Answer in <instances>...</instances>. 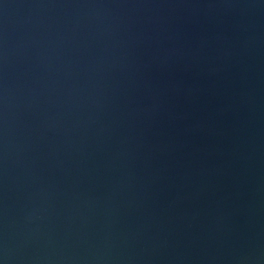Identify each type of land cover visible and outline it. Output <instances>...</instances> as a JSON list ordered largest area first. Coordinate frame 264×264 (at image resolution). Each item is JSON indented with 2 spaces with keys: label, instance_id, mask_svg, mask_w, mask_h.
<instances>
[{
  "label": "water",
  "instance_id": "water-1",
  "mask_svg": "<svg viewBox=\"0 0 264 264\" xmlns=\"http://www.w3.org/2000/svg\"><path fill=\"white\" fill-rule=\"evenodd\" d=\"M0 264H264V0H0Z\"/></svg>",
  "mask_w": 264,
  "mask_h": 264
}]
</instances>
